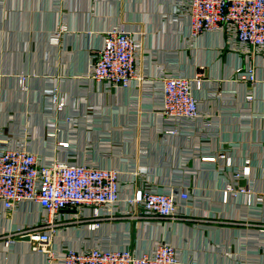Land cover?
Instances as JSON below:
<instances>
[{
	"label": "crops",
	"instance_id": "obj_1",
	"mask_svg": "<svg viewBox=\"0 0 264 264\" xmlns=\"http://www.w3.org/2000/svg\"><path fill=\"white\" fill-rule=\"evenodd\" d=\"M176 2L0 0L1 143L22 145L45 163L117 169L122 197L139 186L189 194L180 202L181 220L63 225L52 236V259L32 249L26 233L7 237L38 223L41 208L0 204V264H57L67 248L144 253L156 242L172 245L179 264H264V201L255 197L264 195V55L250 59L218 31L191 35ZM119 25L141 42L140 77L107 91L89 77L91 51ZM248 59L256 67L253 84L235 76ZM199 70L198 117L163 118L162 77L192 78ZM53 94L64 102L60 109ZM236 183L252 193L232 197L227 187ZM116 207L118 216L128 210L122 200Z\"/></svg>",
	"mask_w": 264,
	"mask_h": 264
},
{
	"label": "built area",
	"instance_id": "obj_2",
	"mask_svg": "<svg viewBox=\"0 0 264 264\" xmlns=\"http://www.w3.org/2000/svg\"><path fill=\"white\" fill-rule=\"evenodd\" d=\"M180 14L189 19V30L195 36L202 32L218 31L234 39L244 49L247 57L264 55V0H177ZM141 42L124 25L105 31L103 44L91 51L90 79L104 90L127 87L140 75L138 53ZM251 59V58H250ZM250 59L244 67L235 70L238 80L253 84L256 67ZM204 72L199 70L192 78L166 74L163 81L162 117L168 121L195 119L199 115L198 102L193 86L200 88ZM53 100L58 109L64 102ZM167 132V131H166ZM173 132V131H171ZM168 133H170L168 131ZM67 148V141H58ZM224 159V154H218ZM237 180L239 173L234 174ZM232 197L252 193L251 189L236 183L228 185ZM119 171L82 163H68L54 159L51 163L40 160L38 155L22 145L8 146L0 141V204L5 210L22 203L38 205L42 215L38 223L21 227L7 235L26 233L32 249L54 258L50 248L57 228L77 222H86L90 228L104 219H139L143 221H176L184 219L179 210L180 202L189 198L187 191L159 193L139 186L130 196H123ZM258 202L264 195H255ZM126 203L128 210L118 216L117 205ZM90 211L88 217L83 211ZM80 212L61 216V211ZM78 215V216H77ZM6 237V236H5ZM0 235V239L5 238ZM176 249L166 242H156L150 252L136 253L130 247L104 250L67 248L57 264H179Z\"/></svg>",
	"mask_w": 264,
	"mask_h": 264
}]
</instances>
